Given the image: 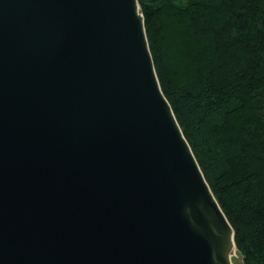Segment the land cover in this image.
I'll return each instance as SVG.
<instances>
[{"label":"water","instance_id":"95a60500","mask_svg":"<svg viewBox=\"0 0 264 264\" xmlns=\"http://www.w3.org/2000/svg\"><path fill=\"white\" fill-rule=\"evenodd\" d=\"M136 7L0 0V264H213Z\"/></svg>","mask_w":264,"mask_h":264},{"label":"trees","instance_id":"16d2710c","mask_svg":"<svg viewBox=\"0 0 264 264\" xmlns=\"http://www.w3.org/2000/svg\"><path fill=\"white\" fill-rule=\"evenodd\" d=\"M160 89L243 264H264V0H137Z\"/></svg>","mask_w":264,"mask_h":264},{"label":"bare ground","instance_id":"6f19581e","mask_svg":"<svg viewBox=\"0 0 264 264\" xmlns=\"http://www.w3.org/2000/svg\"><path fill=\"white\" fill-rule=\"evenodd\" d=\"M134 12L137 18H140V15H142L140 13V8L136 7V11ZM186 148H188L187 145ZM213 202L212 199V203ZM192 206L198 209V212L203 218L202 226L196 227L194 230L208 243L211 251L212 263L232 264V257H235L236 254L232 229L226 224V222H221L219 220L215 214L213 204L212 207L206 206L202 200H199ZM185 210L190 213V207H186Z\"/></svg>","mask_w":264,"mask_h":264},{"label":"rangeland","instance_id":"374dc122","mask_svg":"<svg viewBox=\"0 0 264 264\" xmlns=\"http://www.w3.org/2000/svg\"><path fill=\"white\" fill-rule=\"evenodd\" d=\"M232 264H243L241 257L237 254V251H236L235 257H232Z\"/></svg>","mask_w":264,"mask_h":264}]
</instances>
